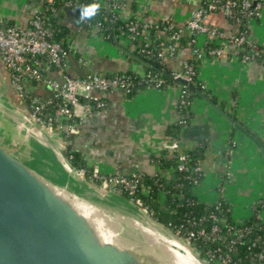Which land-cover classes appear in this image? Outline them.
<instances>
[{"label":"crops","instance_id":"crops-1","mask_svg":"<svg viewBox=\"0 0 264 264\" xmlns=\"http://www.w3.org/2000/svg\"><path fill=\"white\" fill-rule=\"evenodd\" d=\"M44 1L0 0V20L27 26ZM122 1L121 18L138 16L149 22L168 19L180 24L190 18L203 0ZM56 16L68 29L66 38L71 51L66 58V71L70 76L125 71L142 76L152 65L148 59L135 54L134 45L122 36L119 43H115L77 23L71 8L58 6ZM204 22L223 29L227 35L240 27L219 11L207 14ZM249 26L251 38L264 44V8L261 16L252 19ZM160 37L165 45L169 44L165 31L160 32ZM204 40V35H198L196 43L202 45ZM235 51L236 46L230 43L225 45L223 55L206 57L199 67V77L216 98L215 101L210 97L211 100L264 143V61L255 58L244 64ZM191 54L190 44L183 42L165 59L167 70H181ZM3 69L5 78L0 73V98L13 106H26L5 66ZM50 75L60 76L57 70H51ZM25 87L41 97L50 94L44 81H26ZM179 92L178 83L163 87L140 86L133 93L121 89L99 92L105 106L94 108L79 121V131L70 141L82 152L89 166L99 167L103 173L116 170L130 173L139 169L155 174L158 166L153 157L162 153L169 140L167 127L179 117ZM192 111V119L182 128L179 139L181 150L199 154L198 163L204 177L194 192L207 205L224 199L237 220L247 219L258 208V215L264 222V158L259 148L200 94L194 97ZM6 115L9 120L16 117ZM22 130L54 157L61 151L58 145L49 148L36 133ZM56 136L61 138L59 134ZM15 157L31 167L38 162L34 157L17 154ZM164 173L174 175L172 168H166Z\"/></svg>","mask_w":264,"mask_h":264},{"label":"built area","instance_id":"built-area-1","mask_svg":"<svg viewBox=\"0 0 264 264\" xmlns=\"http://www.w3.org/2000/svg\"><path fill=\"white\" fill-rule=\"evenodd\" d=\"M102 0H99L101 2ZM86 5L85 0H66L64 6L71 8L75 15H80V9ZM112 8L117 11L120 17L124 6L122 0H112ZM238 7V8H237ZM264 8V0H203L201 6L195 10L187 21L177 24L170 20H162L168 22L167 29L169 30V39L178 42L186 33L194 35L193 41L196 43L198 35H204L205 39L209 37H220L222 40V47L214 48L209 51L211 56H221L225 53V45L234 44L236 46L235 54L242 63H248L252 59L258 58L264 61V44L255 42L251 38L250 21L259 18ZM55 15H57V8H54ZM222 12L226 17L234 18L237 22L244 21L247 18L246 29L241 32H233L227 35L223 30L217 26H209L204 22V18L211 12ZM126 20V30H123L121 36L126 42H133L138 38L145 40V44L141 47V52L151 54V38L149 31L152 27L158 26V22H149L138 16L123 18ZM50 19L45 15L42 8L38 9L32 16L27 26L18 23H8L0 20V52L4 61L5 69L11 78V81L17 89L20 97L24 100L26 92L25 82L29 78H34L44 81L51 90L47 97L34 95L32 97L31 110H28L32 120L50 137L59 134V140L67 145V140L63 137L61 131L53 126L52 120L46 121L43 118V111L48 104L60 98L61 102L57 108L56 114L59 118L75 117L82 121L88 113L94 108L105 106V100L98 94L99 92H106L114 89H121L126 93H131L139 88L140 82L133 76L126 73H112L102 75L98 73H88L82 76H70L66 71V58L68 57L71 47L64 46L61 41L53 38V29L50 27ZM89 23L85 21L84 24ZM249 44L245 53L240 54L238 46ZM197 44V43H196ZM174 48V45H172ZM197 51V50H196ZM158 56L163 57L164 52L159 51ZM198 56L202 59L208 57L204 51H199ZM51 70H57L59 77L51 76ZM44 71L48 73L45 74ZM175 78L181 80L179 83L180 92L178 97V104L181 107H187L193 103V92L188 87L195 76V68L192 64L184 61L183 68L174 72ZM146 86L161 87L164 84V79L154 73H147L145 75ZM182 122L187 125V121L182 119ZM40 125V126H39ZM60 128L67 131L69 135L78 133L77 123L60 124ZM44 132V130H43ZM170 154H177L178 170L182 172H190L195 174H188L193 184L192 189L195 190L201 183L200 175L203 169L200 165L191 166L189 154L180 149V139H169L164 149ZM153 161L154 158H153ZM95 177L101 179V185L105 188H111L113 191L122 194L124 189H128L131 194H135L139 188L141 173L139 169H135L130 173H124L116 170L113 173H103L99 167H93L92 170ZM84 174L85 170L81 169ZM95 179V178H94ZM132 200L143 207L148 212V208L144 205L141 198H132ZM214 221L210 232L205 227L198 230H191L187 238L192 242V239L207 236H219L221 230L220 221L223 219L215 213L210 215ZM249 232V229L239 228L237 230V237L232 238L229 242V250H234L236 244L241 242V236ZM179 234L178 232H176ZM256 244V241L253 242ZM218 250H221L219 247ZM213 257L205 259L214 264H227L229 256L221 254H213ZM257 264H264V253L258 255Z\"/></svg>","mask_w":264,"mask_h":264},{"label":"trees","instance_id":"trees-1","mask_svg":"<svg viewBox=\"0 0 264 264\" xmlns=\"http://www.w3.org/2000/svg\"><path fill=\"white\" fill-rule=\"evenodd\" d=\"M65 1L66 0H45L41 8L50 19L49 22L50 27L53 29V38L61 41L64 46L68 47L69 43L66 38L68 29L57 20L54 11V8H58L60 5L64 6ZM85 2L87 5L94 2V0H85ZM100 3L102 5L100 13L89 20V23L84 24V22H82L81 24L90 30H95L105 38L119 43L122 31L127 28L126 20L121 18L117 11L113 10L111 5L112 0H102ZM78 18L79 16L76 15L77 20ZM227 18L239 24L240 27L236 32H241L246 29V17L243 18L244 21L240 22H237L231 17ZM168 24V22H162V20H160L159 25L152 27L149 31L151 38L150 46L153 49V53L151 54L143 53L140 50L145 44L144 39L138 38L131 42L135 47L134 53L148 59L152 63V65L147 68L146 73L142 76L131 71L120 73L133 76L140 82L139 87L146 86L147 82L145 75L149 72L164 79V84L161 87L174 83H183L181 80L175 78V71L169 72L167 70L165 59L169 54H173L175 48L180 44L183 42L185 44L189 43L192 54L185 61L192 64L195 68L194 79L188 86L193 92V98L199 96L197 90H200L216 101V98L211 95L210 90L206 88L202 79L199 77V67L202 63V59L198 56V52L204 51L207 56H211L209 53L211 49L222 47L223 43L221 38L209 37L204 40L202 45H199L193 41L194 35L188 32L178 42L168 40L169 44L165 45L164 40L160 37V32L165 31L168 34ZM172 45H174V48H172ZM248 47L249 44L246 43L237 48L239 53L243 54ZM159 51L164 52L163 57L157 55ZM44 73L47 74L48 72L44 71ZM34 80L37 81V79L34 78L28 79V81ZM34 95H36L34 92L26 88L24 103L29 110H31L32 97ZM60 102L61 99L58 97L53 103L48 104L43 111V118L46 121L52 120L54 128L61 131L63 137L67 140L64 154L67 156L70 163L77 168L84 169L88 177H92L93 168L88 165L82 152L73 147V143L70 141L73 138L72 135H69L66 130L60 128V124H78L79 119L75 117L59 118L56 111ZM178 107L179 117L177 121L170 124L166 130L169 139L179 138L182 128L187 126L192 119V104L187 107L178 105ZM182 119L187 121V125L182 122ZM185 152L189 154L191 166L199 165V154L197 151ZM153 158L158 166V171L155 174L141 173L140 184L136 193L131 194L128 189H124L122 195L131 200L132 198H141L144 205L148 208L149 214H151L153 218L171 228L173 231L178 232L182 237H187L189 231L198 230L201 227H205L206 230L210 232L214 223L210 215L211 213L217 214L223 219L219 223L221 227L219 236H213L211 238L201 236L194 238L192 239L194 247L202 256H207V258L210 259L213 257V254L229 256V262L227 264H257L258 255L262 252L264 253V222L258 215V208H256L247 219L237 220L232 215L231 206L224 199L210 205L205 204L199 199L198 195L192 189L193 182L191 178L187 176L188 174L192 175L195 173L192 170L186 173L178 170L177 154H170L166 150H163L161 154ZM166 168H172L174 175L167 176L164 173ZM203 177L204 172L202 171L200 179H203ZM95 180L101 183L100 178H95ZM239 228L249 229V232L241 236V242L236 244V248L233 251L229 250V242L232 238L237 237V230ZM254 241H256V244H253ZM219 247L221 250H218Z\"/></svg>","mask_w":264,"mask_h":264},{"label":"water","instance_id":"water-1","mask_svg":"<svg viewBox=\"0 0 264 264\" xmlns=\"http://www.w3.org/2000/svg\"><path fill=\"white\" fill-rule=\"evenodd\" d=\"M3 66L4 61L0 58V73L5 78ZM197 93L252 140L264 158V143L256 134L205 93L200 90ZM15 106L28 112L24 105ZM28 137L26 133L25 138ZM25 141L19 140L0 121V264H144L145 259L142 261L133 249L100 242L93 224L37 173L71 189L73 187L62 181L61 177L48 173V168L43 169L38 156L30 147L27 149ZM14 153L37 158L38 162L36 166H27ZM92 187L101 188L97 185ZM147 217L172 230L151 214L148 213ZM171 232L178 239L184 238L173 230ZM188 248L192 249L191 246ZM191 251L203 264H212L202 255ZM149 259L148 262L153 263Z\"/></svg>","mask_w":264,"mask_h":264},{"label":"bare ground","instance_id":"bare-ground-1","mask_svg":"<svg viewBox=\"0 0 264 264\" xmlns=\"http://www.w3.org/2000/svg\"><path fill=\"white\" fill-rule=\"evenodd\" d=\"M5 113L16 116L11 118L12 122L19 125L21 129L36 133L47 143L49 148H56L58 145L62 149L61 143L53 141L43 132L27 111L19 106L11 105L4 98H0V116L7 119L8 116ZM56 153L55 157L63 168L69 173H74L73 166L65 158L62 150ZM37 175L58 195L68 200L91 223L96 222L104 226L105 231L103 232L108 238L100 242L113 243L123 249H133L137 254L142 253L145 257L152 259L153 263L151 264H203L184 241L176 238L162 224L149 220L144 210L139 209L124 198L111 194L104 188L89 186L81 175L77 184L72 183L75 186L73 189L47 176L39 173ZM102 213L109 215L110 221L101 217ZM146 262V264H150L148 261Z\"/></svg>","mask_w":264,"mask_h":264},{"label":"rangeland","instance_id":"rangeland-1","mask_svg":"<svg viewBox=\"0 0 264 264\" xmlns=\"http://www.w3.org/2000/svg\"><path fill=\"white\" fill-rule=\"evenodd\" d=\"M203 36V35H201ZM10 119V118H9ZM6 119L3 116H0V121H3L7 128H9L18 138L19 140H21L22 142L24 140L25 143L28 145L27 149L30 147L31 151L38 156L39 160H40V164H42V168L46 169L48 173L52 174V175H57L59 177H61L62 181H64L66 184H68L69 186L75 188V186L72 184L73 182L75 184L78 183V181L80 180L79 176L81 175V177L83 179H85L87 181V184L89 186H93V185H97L100 186L101 188H104L105 190H107L109 193L120 196L122 198H124L125 200H127L128 202L132 203L134 206L138 207L141 210H144L143 207L139 206L138 204H136L133 200L126 198L124 195L117 193L115 191H113L111 188H105L103 185H101L100 183H98L94 178H97L94 176V174L92 175V177H88V175L86 173L82 174L81 173V169L77 168L75 166H73V171L74 173H69L68 171H66L63 166L58 162V160L52 155V153L44 146L39 145L38 143H36V141H34L30 136L28 137V139L25 138L26 136V132H24L19 125H16V123L12 122L11 120ZM40 126V125H39ZM44 132H47L46 129H44ZM57 134L53 135L50 137V135L48 134V136L53 140V141H59L62 145V152L64 153V149L66 148V145H64L56 136ZM66 159L68 160L67 156H65ZM69 161V160H68ZM59 169L62 171L60 172ZM57 170V171H56ZM78 174H77V173ZM44 176V175H43ZM79 204V203H78ZM81 205V204H79ZM82 206V205H81ZM83 207V206H82ZM85 209V208H84ZM87 210V209H86ZM145 211V210H144ZM145 213L148 215L149 212L145 211ZM96 216V215H95ZM98 217V216H97ZM101 217H104V219H107L110 221L111 217H109V215H105V214H101ZM99 219H101L100 217H98ZM106 220V221H107ZM103 223V222H101ZM94 228H95V232H96V236L97 238L101 241L103 239H107L108 237L106 236V234L103 232L105 231L104 226H102L99 223H92ZM105 224V223H104ZM107 226V224H106ZM170 230V229H169ZM172 231V230H170ZM182 241L185 242V244H187V246H191V250L195 251L197 254H200V252L194 247L193 243L191 241H189L187 238H182L180 239ZM140 259H145V261H143L144 264H146L149 259V257H145V255H143L142 253L138 254ZM201 255V254H200ZM204 257V256H203ZM211 262V261H209ZM212 264H214L213 262H211ZM216 264V263H215Z\"/></svg>","mask_w":264,"mask_h":264},{"label":"clouds","instance_id":"clouds-1","mask_svg":"<svg viewBox=\"0 0 264 264\" xmlns=\"http://www.w3.org/2000/svg\"><path fill=\"white\" fill-rule=\"evenodd\" d=\"M101 7L102 5L99 2V0H94V2L82 6L80 9L79 18L76 22L82 23L93 19L95 16H97L100 13Z\"/></svg>","mask_w":264,"mask_h":264}]
</instances>
